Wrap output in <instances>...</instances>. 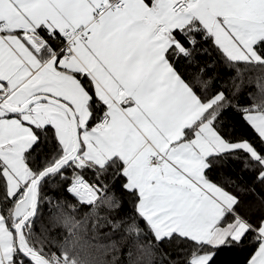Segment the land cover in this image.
I'll use <instances>...</instances> for the list:
<instances>
[{"label":"snow or ice","instance_id":"6c2138e0","mask_svg":"<svg viewBox=\"0 0 264 264\" xmlns=\"http://www.w3.org/2000/svg\"><path fill=\"white\" fill-rule=\"evenodd\" d=\"M224 250L264 264V0H0V264Z\"/></svg>","mask_w":264,"mask_h":264},{"label":"trees","instance_id":"16d2710c","mask_svg":"<svg viewBox=\"0 0 264 264\" xmlns=\"http://www.w3.org/2000/svg\"><path fill=\"white\" fill-rule=\"evenodd\" d=\"M225 120L231 122V117L227 116L225 117ZM241 131H244V129H241ZM57 231L63 233L62 229ZM57 231H54L53 235H56ZM89 238H90V234H89ZM107 242H108L107 239L104 238L103 236L99 237L96 240H92L93 244H105ZM90 251H92L93 254H97L95 249H91ZM239 261H240V255L236 252H232L228 250H224L220 252V254L216 258V264H239Z\"/></svg>","mask_w":264,"mask_h":264}]
</instances>
